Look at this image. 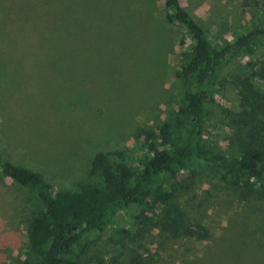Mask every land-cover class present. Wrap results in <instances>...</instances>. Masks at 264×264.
I'll return each mask as SVG.
<instances>
[{
    "label": "rangeland",
    "instance_id": "rangeland-1",
    "mask_svg": "<svg viewBox=\"0 0 264 264\" xmlns=\"http://www.w3.org/2000/svg\"><path fill=\"white\" fill-rule=\"evenodd\" d=\"M179 3L215 45L245 32L264 14V0ZM164 13L163 0H0V156L39 172L52 192L79 191L97 153L122 152L125 162H135L149 132L179 99L178 57L191 44ZM224 78L215 87L202 134L234 155L242 147L236 137L249 108L240 98L242 80L264 96V47L235 58ZM178 179L183 186L174 202L214 242L220 243L222 231L231 232L225 231L231 211L245 217L258 210L254 203L242 216L235 198L247 191L232 189L204 169ZM37 209L30 192L0 174V264L22 260ZM160 210L156 205L147 212L144 225L135 206L120 210L77 264H129L133 252L149 260L158 236L149 219ZM204 248L205 243L179 240L164 252L157 248L156 262L186 264Z\"/></svg>",
    "mask_w": 264,
    "mask_h": 264
},
{
    "label": "trees",
    "instance_id": "trees-1",
    "mask_svg": "<svg viewBox=\"0 0 264 264\" xmlns=\"http://www.w3.org/2000/svg\"><path fill=\"white\" fill-rule=\"evenodd\" d=\"M163 2L165 21L183 29L191 44L178 57L175 78L179 99L149 132L135 162H125L122 152L97 153L79 191L52 192L39 172L0 156V174L25 188L38 204L27 226V250L18 264H77L120 210L135 206L136 219L144 225L148 222L145 214L156 205L161 210L153 221L149 219V227L158 232L155 242L161 251L188 240L205 243V248L200 255L192 254L186 264H264V96L247 78L242 80L240 98L249 108L244 130L236 137L242 147L234 155L224 154L202 134L215 87L225 79L231 62L264 47V14L245 32L215 45L179 0ZM195 168L204 169L234 190L241 187L247 191L235 198L242 216L250 212L252 204L259 203L258 210L249 216L231 211L225 230L231 232L222 231L220 243L174 202L183 186L184 179L178 178ZM171 180L176 185L170 188ZM120 233L124 234L123 230ZM157 248L153 253L149 250V260L133 252L128 263L157 264Z\"/></svg>",
    "mask_w": 264,
    "mask_h": 264
}]
</instances>
